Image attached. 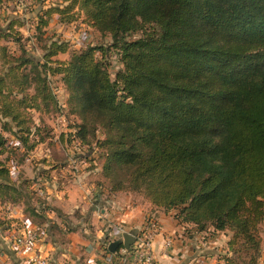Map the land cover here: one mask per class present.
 Wrapping results in <instances>:
<instances>
[{
  "label": "trees",
  "instance_id": "16d2710c",
  "mask_svg": "<svg viewBox=\"0 0 264 264\" xmlns=\"http://www.w3.org/2000/svg\"><path fill=\"white\" fill-rule=\"evenodd\" d=\"M81 12L83 22L109 34L112 43L73 50L68 41L49 39L44 61L22 43L21 18L2 27L0 12V201L23 203L32 223L56 231L34 181L14 179L1 155L10 158L12 151L5 132L15 136L21 162L47 141L50 130L37 124L33 111L56 109L51 78L61 75L71 112L81 119L77 136L101 151L90 183L108 193L147 197L191 226V233L230 231L226 264H258L264 241V0H55L38 10L36 30L42 36L54 16L69 23ZM112 48L122 63L114 79L105 60ZM62 53L70 57L58 58ZM13 225L21 228L22 221L0 219L1 228Z\"/></svg>",
  "mask_w": 264,
  "mask_h": 264
},
{
  "label": "crops",
  "instance_id": "0c3cea01",
  "mask_svg": "<svg viewBox=\"0 0 264 264\" xmlns=\"http://www.w3.org/2000/svg\"><path fill=\"white\" fill-rule=\"evenodd\" d=\"M56 19L57 15L53 22L57 23ZM36 152L31 151L30 158H24L20 165L10 157L8 165L15 163L19 169L16 174L11 172L17 175L15 179L31 178L32 188L38 196L37 190L41 189L44 193L41 197L50 206L47 216L58 230L43 235L40 249L51 264H111L107 256L112 251L107 244L112 240L122 241L124 232L132 235L139 232L148 215H153L160 226L153 243L157 264H226L224 257L231 256L230 231L210 229L191 233V226L181 224L173 212L157 209L147 197L127 192L108 193L97 188L90 183L91 171L80 166L84 159H74L72 169L63 162L53 168L49 164L56 163L49 158L36 162L33 158ZM32 160L35 165H30ZM10 206L9 218L22 221L23 226L28 219L25 205L10 202ZM118 227L123 231L119 232ZM19 230L14 225L9 230L0 227V264H35L30 256L14 248L12 234ZM261 235L264 240V223ZM168 238L170 245L166 244ZM258 264H264V241Z\"/></svg>",
  "mask_w": 264,
  "mask_h": 264
},
{
  "label": "rangeland",
  "instance_id": "374dc122",
  "mask_svg": "<svg viewBox=\"0 0 264 264\" xmlns=\"http://www.w3.org/2000/svg\"><path fill=\"white\" fill-rule=\"evenodd\" d=\"M3 0V4L0 5L1 12V26L6 27V23L8 19L11 17H20L23 26L20 27V31L23 35V44L26 46L27 50L30 52L32 56L36 59H43V46H45L49 39H61L68 41L71 49L80 50L88 45H99V46H108L112 43V39L109 34H102L97 29L89 26L87 23L83 22V18L85 17L84 13L81 12L80 18L74 20L69 23H61V22H53L44 29L45 33L41 36V34L36 30L37 18L36 14L39 9L43 8V5H48L54 2L55 0ZM37 8H33L35 6ZM33 6V7H32ZM77 10V9H76ZM141 33L136 34V38L140 36ZM5 41H2V43ZM11 49L17 48V45L14 42H6ZM109 54L107 53L105 60L107 59L109 62V71L111 72V76L114 79L117 71L122 67V63L119 60V56L116 53L117 50L112 48L109 50ZM101 51L96 52V56L99 58L101 56ZM70 57L69 53L59 54L58 58L62 60H67ZM52 77V76H51ZM51 85L53 89V94L57 101L56 109H50V112H44L40 114V112H34V120H36L37 124H42L48 126L49 138L46 142L39 144L33 151H37L35 156L33 157L36 162H41L44 158H49V160L53 162H60L66 160L65 164H68V168H71L73 165L74 159H84L85 163L80 164L84 170H91L93 166H98L101 162L100 159V149L96 146L95 143L93 145L83 144L81 139L77 136V124L81 122L80 116L71 112V103L70 92L67 89L66 85L61 79L60 76H53L51 78ZM0 129H1V119H0ZM103 129L99 127L97 131V136L99 138H103ZM6 137L8 138L11 144V154L9 157H12L17 163L22 164L21 162V154L23 151H17L15 149V145L18 142H15V136L10 134L9 132H5ZM64 136L63 140H61V136ZM13 148V149H12ZM38 148V149H37ZM15 151V152H14ZM29 154V156H28ZM85 155H89L88 158ZM7 152L1 155V158L8 160ZM30 158V153H27L25 158ZM35 165L34 160L30 162V165ZM43 165V164H41ZM19 169H15V174ZM94 171L100 170V168L93 169ZM15 178L17 175L12 174ZM20 176V174H18ZM18 179H21L18 177ZM17 179V180H18ZM134 195V194H133ZM140 196V195H138ZM1 202L0 201V219L5 220L9 218V210L7 209V205L10 204L9 201ZM211 231H213L211 229ZM232 233V232H231ZM232 236V235H231ZM231 238V237H230ZM230 240V239H229Z\"/></svg>",
  "mask_w": 264,
  "mask_h": 264
},
{
  "label": "built area",
  "instance_id": "2783aa9c",
  "mask_svg": "<svg viewBox=\"0 0 264 264\" xmlns=\"http://www.w3.org/2000/svg\"><path fill=\"white\" fill-rule=\"evenodd\" d=\"M22 1L23 0L20 2ZM10 168L13 173L17 166L13 163ZM37 191L40 196L44 195L41 189ZM6 207L8 210H11L10 204ZM118 231L122 232L123 230L121 227H118ZM159 232L160 226L157 219L153 215H148L142 229L133 234L134 242L130 247L125 248L121 246V248H118L115 252H109L107 256L108 262L111 264H157L153 243ZM45 233V228L38 227L29 219H26L19 233L14 231V234H12L15 238L13 242L15 250L30 256L35 264H51L47 256H44L40 249V240ZM110 243L111 241L107 245ZM166 244H171L170 238L167 239Z\"/></svg>",
  "mask_w": 264,
  "mask_h": 264
},
{
  "label": "water",
  "instance_id": "95a60500",
  "mask_svg": "<svg viewBox=\"0 0 264 264\" xmlns=\"http://www.w3.org/2000/svg\"><path fill=\"white\" fill-rule=\"evenodd\" d=\"M123 240H115L109 244V250L115 252L121 245L125 248H129L130 245L134 242V236L129 232H124L122 234Z\"/></svg>",
  "mask_w": 264,
  "mask_h": 264
}]
</instances>
